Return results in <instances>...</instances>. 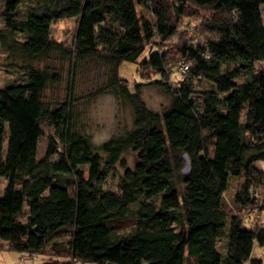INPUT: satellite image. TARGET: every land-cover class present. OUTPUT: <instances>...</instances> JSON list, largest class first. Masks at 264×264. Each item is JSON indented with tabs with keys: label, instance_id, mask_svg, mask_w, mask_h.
Listing matches in <instances>:
<instances>
[{
	"label": "trees",
	"instance_id": "obj_1",
	"mask_svg": "<svg viewBox=\"0 0 264 264\" xmlns=\"http://www.w3.org/2000/svg\"><path fill=\"white\" fill-rule=\"evenodd\" d=\"M263 4L0 0V46L22 60L13 65L18 79L0 87V247L34 251L41 264H262L251 249L264 245V223L228 213L224 192L240 177L233 204L260 207L264 169L254 162L264 161V68L253 63L264 59ZM66 17H74L69 45L49 32ZM2 29L21 38L6 40ZM51 55L67 62L68 80L65 98L52 103L44 96L59 80L45 63ZM88 60L108 66V76L77 96L76 73ZM121 61L154 77L130 84L118 74ZM202 79L213 86L199 90V105L192 93ZM145 83L168 95L165 108L145 105ZM104 92L131 119L95 146L78 128L76 106ZM41 124L52 133L36 158ZM116 165L117 188L106 189Z\"/></svg>",
	"mask_w": 264,
	"mask_h": 264
},
{
	"label": "rangeland",
	"instance_id": "obj_2",
	"mask_svg": "<svg viewBox=\"0 0 264 264\" xmlns=\"http://www.w3.org/2000/svg\"><path fill=\"white\" fill-rule=\"evenodd\" d=\"M138 9L139 6H137ZM145 18L151 19V14L141 9L139 11ZM199 12V11H198ZM261 15L264 21V4L261 5ZM0 28H2V22L0 19ZM74 28V17H66L55 20L51 23L49 32L53 39L61 41L64 45H69L73 35ZM4 37L10 38H21L17 32L13 34L7 33L2 29ZM48 68L51 71H57L59 80L55 84H49L45 91V99L52 102L63 100L67 91V62L63 59L51 55V57L45 61ZM22 64V60L16 55H10L0 46V87L13 80L18 79V71L13 65ZM77 70L75 79V95L79 96L92 88L100 86L105 83L108 76V66L101 64L97 61L88 60L85 61ZM254 70L264 68V59L256 60L253 63ZM118 74L121 77L126 78L130 84H133V80L146 81L148 78L154 77L153 71L150 67H140L134 62L121 61L118 65ZM145 75V77H143ZM246 75L245 71H241L237 77V80H242ZM211 81L202 79L194 84V92L192 97L195 103H201V96L199 90L207 89L212 87ZM140 95L145 105L152 110L160 111L165 108L169 102L168 95L163 91L161 87L154 83H145L140 88ZM76 117L78 119V128L87 136L91 143L98 146L101 142L119 133V124L129 126L130 124V111L127 105H121L117 102L114 95L111 92H104L96 95L91 100H84L83 102H77L76 106ZM42 134L39 136L36 144V158H40L44 153L46 145L47 135L52 133V129L49 126L41 124ZM123 157L127 165L131 164V157L128 153H124ZM50 160L56 159L55 155L49 157ZM258 167L264 169V161H255ZM77 167L85 169L86 164H78ZM121 168L116 165L115 169L109 173L106 177L103 187L109 190H116L117 180ZM240 177H231L229 179L228 188L225 190L226 205L228 207V213L235 212L242 218L245 225H249L250 220L247 221L249 215L254 222L264 223V181L256 188L257 203L253 207H241L236 206L232 202L233 191L239 188ZM5 183L0 177V191L4 187ZM71 190V188H69ZM262 204V205H261ZM248 217V219H251ZM226 228V227H225ZM222 246V239L219 243ZM251 255L257 256L262 259L264 264V245L260 246L256 243L253 244L251 249ZM42 256L35 258L34 264H41ZM141 264H145L142 261Z\"/></svg>",
	"mask_w": 264,
	"mask_h": 264
},
{
	"label": "crops",
	"instance_id": "obj_3",
	"mask_svg": "<svg viewBox=\"0 0 264 264\" xmlns=\"http://www.w3.org/2000/svg\"><path fill=\"white\" fill-rule=\"evenodd\" d=\"M21 253L16 251H12L5 248L4 242L3 245L0 247V264H29L30 258L27 255H23L20 259ZM37 256L36 258H38Z\"/></svg>",
	"mask_w": 264,
	"mask_h": 264
},
{
	"label": "built area",
	"instance_id": "obj_4",
	"mask_svg": "<svg viewBox=\"0 0 264 264\" xmlns=\"http://www.w3.org/2000/svg\"><path fill=\"white\" fill-rule=\"evenodd\" d=\"M182 71H183V68H181L179 72H182ZM179 72H177L178 77H181V73H179ZM23 255L29 256V258H30V263L29 264H34V260L37 257V253L36 252L31 251V252H29L27 254H20L19 258L21 259L23 257Z\"/></svg>",
	"mask_w": 264,
	"mask_h": 264
},
{
	"label": "water",
	"instance_id": "obj_5",
	"mask_svg": "<svg viewBox=\"0 0 264 264\" xmlns=\"http://www.w3.org/2000/svg\"><path fill=\"white\" fill-rule=\"evenodd\" d=\"M183 157H184V163H183V166L181 167V171L186 172L188 171V159L185 154H183Z\"/></svg>",
	"mask_w": 264,
	"mask_h": 264
}]
</instances>
